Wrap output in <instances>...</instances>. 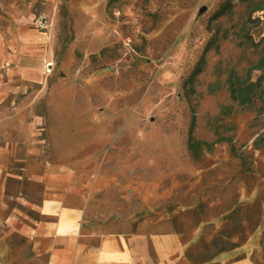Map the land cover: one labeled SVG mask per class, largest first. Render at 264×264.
I'll list each match as a JSON object with an SVG mask.
<instances>
[{
	"label": "rangeland",
	"instance_id": "obj_1",
	"mask_svg": "<svg viewBox=\"0 0 264 264\" xmlns=\"http://www.w3.org/2000/svg\"><path fill=\"white\" fill-rule=\"evenodd\" d=\"M224 1L0 0V37L51 65L0 105L9 208L38 220V177L68 174L88 192L85 228L123 236L142 264H157L149 231L173 235L182 264H264V3L214 19ZM229 83L254 87L235 101ZM2 249L29 258L3 221Z\"/></svg>",
	"mask_w": 264,
	"mask_h": 264
},
{
	"label": "crops",
	"instance_id": "obj_2",
	"mask_svg": "<svg viewBox=\"0 0 264 264\" xmlns=\"http://www.w3.org/2000/svg\"><path fill=\"white\" fill-rule=\"evenodd\" d=\"M28 42L22 36L16 42L0 37V105L15 94L25 93L29 84L38 81L37 64L34 63H41L43 57ZM1 158L0 153V179L6 168ZM37 181L41 184L42 192L38 204L29 208L38 215V220L12 211L0 190V222L3 221L8 230L17 228L29 241V258L26 261L19 258V262L142 264V258L133 257L129 241L123 236L113 231L100 232L93 226L85 228L86 207L80 205L79 201H86L88 192L75 184L71 176L44 173ZM137 234L143 236V230ZM144 234L152 240L157 264H182L181 258L175 257L177 241L173 235L155 234L152 231ZM5 252L3 249L0 251V264H9L14 260L13 256H7ZM233 254L236 253L221 254L217 260L223 258L225 261L217 264H254L248 257L237 258Z\"/></svg>",
	"mask_w": 264,
	"mask_h": 264
},
{
	"label": "trees",
	"instance_id": "obj_3",
	"mask_svg": "<svg viewBox=\"0 0 264 264\" xmlns=\"http://www.w3.org/2000/svg\"><path fill=\"white\" fill-rule=\"evenodd\" d=\"M249 1H253V0H249ZM261 4L263 5L264 0L260 1ZM256 6V5H255ZM232 9H233V3L231 0H225L223 2V4L219 7V9L215 12L213 18L214 19H218V18H222L225 17L229 14L232 13ZM264 9V5L262 7V9L259 10H263ZM252 12V11H251ZM250 21V18H249ZM217 37L216 35H214L211 39V41L209 42V44L207 45V47L204 50V53L199 61V63L197 64L194 72L192 73L191 77L189 78V80L187 81V84H190L192 82L195 81V78L198 77L200 74H202L206 61H205V56L206 54L210 51L211 48L215 47L216 43H217ZM257 70H261L264 69V55L262 56V58H260L257 61V64L254 67ZM237 87L234 86L233 83H229V93L231 94L233 100H238L239 97H244L245 95H247L251 89H253V85H249V86H245V85H236ZM217 86H211L209 87L210 91L213 92L214 88H216ZM219 90V89H217Z\"/></svg>",
	"mask_w": 264,
	"mask_h": 264
},
{
	"label": "bare ground",
	"instance_id": "obj_4",
	"mask_svg": "<svg viewBox=\"0 0 264 264\" xmlns=\"http://www.w3.org/2000/svg\"><path fill=\"white\" fill-rule=\"evenodd\" d=\"M50 67H51V65H47V66L45 67V70L42 69L41 71H38L37 74H36V75H37V78H38V79H41V78L43 77L44 74L49 73V72H50V69H49ZM25 232L28 233V230H25Z\"/></svg>",
	"mask_w": 264,
	"mask_h": 264
}]
</instances>
